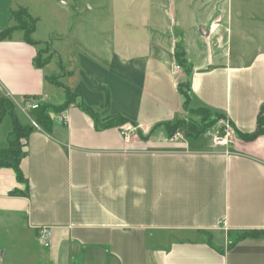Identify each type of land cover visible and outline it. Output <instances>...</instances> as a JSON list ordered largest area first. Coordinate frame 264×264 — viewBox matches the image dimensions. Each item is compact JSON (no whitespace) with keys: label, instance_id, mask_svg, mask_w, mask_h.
Wrapping results in <instances>:
<instances>
[{"label":"crops","instance_id":"crops-1","mask_svg":"<svg viewBox=\"0 0 264 264\" xmlns=\"http://www.w3.org/2000/svg\"><path fill=\"white\" fill-rule=\"evenodd\" d=\"M10 22H0V30ZM14 32L0 40V95L34 129L24 140L23 179L11 167L0 168V217L18 219L34 237L49 229L37 264H80L89 255L110 264H264V135L237 136L255 129L264 103V50L235 61L208 54L200 65L185 62L188 71L173 48L159 45L156 53L147 47L133 56L111 52L104 63L88 60L64 86L89 107L135 125L97 130L71 103L51 113L46 131L33 125L28 107L50 101L46 65L33 64L39 44ZM179 83L189 85L193 107L224 113L234 131L227 146L212 143L222 124L174 139L157 126L182 112ZM11 126L6 115L0 149ZM132 128L125 141L122 130ZM242 231L258 235L230 246Z\"/></svg>","mask_w":264,"mask_h":264},{"label":"rangeland","instance_id":"rangeland-1","mask_svg":"<svg viewBox=\"0 0 264 264\" xmlns=\"http://www.w3.org/2000/svg\"><path fill=\"white\" fill-rule=\"evenodd\" d=\"M20 6L36 19L32 36L39 41L40 62H48V87L53 89L50 101L43 102L55 105L64 96L68 78L80 76V64L104 63L111 52L133 56L148 52V47L156 53L159 45L178 55L185 48L191 67L202 64L208 54L219 59L228 55L235 61L264 50V0H0V22L10 19L12 26L17 25L10 11ZM25 21L28 29L31 23ZM15 112L28 122L17 108ZM177 117L206 125L191 110H182ZM205 117L213 123V112ZM225 123L229 124L218 118L212 127ZM20 224L18 219L0 217V264H37V257L47 252L49 240L30 235ZM94 256L79 263L110 264Z\"/></svg>","mask_w":264,"mask_h":264},{"label":"trees","instance_id":"trees-1","mask_svg":"<svg viewBox=\"0 0 264 264\" xmlns=\"http://www.w3.org/2000/svg\"><path fill=\"white\" fill-rule=\"evenodd\" d=\"M23 16L25 19H23ZM10 17L12 20L17 22V25L10 26L0 30V40L10 38L11 34L16 29H21L23 31V39L32 45H38L39 42L34 41L31 37L32 32L35 29L36 19L33 18L26 7H18L16 10L10 11ZM29 21L31 26L27 29L24 25L27 24L25 21ZM41 50H37L36 56L33 60V64L36 67H43L48 62H40ZM174 58L178 65H180L185 71L188 68L185 65V52L180 51L178 55L174 53ZM48 80V76H47ZM178 91L183 97L182 109L187 111L191 110L195 114H199L203 117L202 121L206 124L205 126H198L197 123L187 122L184 119H180L177 115L170 121H165L159 123L157 126H163L168 137H171L176 131H181L185 137H195L210 129L218 118H224L223 112L213 110L206 106L193 107L191 105L189 85L187 83H179ZM76 103L77 106L86 112L94 122V127L97 130H102L110 127H120L123 124L130 123L135 125V123L128 118L124 117L119 113L106 114L105 111L99 112L92 107L86 105L81 97L74 93L71 89L64 86V100L60 104H52L50 102H39L36 107L31 108L30 116L35 121V123L43 128L44 130H49L52 125L51 113H59L65 110L69 104ZM213 112L214 121L213 123L207 121L206 115ZM8 115L11 119V134L8 137L7 145L0 149V168L1 167H11L16 174L17 180H22V172L20 170L19 164L20 159L24 154L22 146H24V140L28 137L34 127L31 124H23L20 122L19 118L15 113L14 103L6 96L0 95V121ZM221 132V130L219 131ZM141 136V133H138ZM264 135V103L260 105L259 112L257 115L256 127L250 133H240L237 132V136L245 140H253L256 137ZM11 193H16L12 191ZM258 235L255 231H242L229 245H233L236 241Z\"/></svg>","mask_w":264,"mask_h":264},{"label":"built area","instance_id":"built-area-1","mask_svg":"<svg viewBox=\"0 0 264 264\" xmlns=\"http://www.w3.org/2000/svg\"><path fill=\"white\" fill-rule=\"evenodd\" d=\"M38 103H33L30 104L28 107L29 108H34L37 106ZM33 125L37 127L36 123L33 122ZM135 129L132 128L131 130H122V135L125 141H130L133 137V131ZM182 135V132H176L173 134L172 138H176V137H180ZM234 136V131L233 128L225 123L222 126L221 132H217L214 133L212 135V143L214 145H222V146H227L230 142H231V138H233ZM38 234L40 236V238H42V240L44 241H48L49 240V236H50V231L47 227H42L40 229H38Z\"/></svg>","mask_w":264,"mask_h":264}]
</instances>
